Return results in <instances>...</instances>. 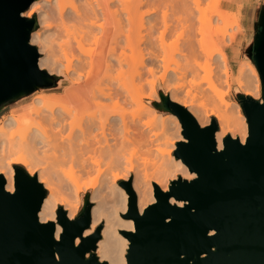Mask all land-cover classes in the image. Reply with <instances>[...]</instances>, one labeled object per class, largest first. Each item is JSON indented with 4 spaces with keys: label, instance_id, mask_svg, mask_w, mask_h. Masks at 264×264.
<instances>
[{
    "label": "bare ground",
    "instance_id": "1",
    "mask_svg": "<svg viewBox=\"0 0 264 264\" xmlns=\"http://www.w3.org/2000/svg\"><path fill=\"white\" fill-rule=\"evenodd\" d=\"M179 1L182 3L178 0H136L133 12L127 5L128 0H44L45 3L54 5L56 15L68 37L60 44L62 49L60 61L64 58L65 62H58L55 56H52L53 42H46L41 36H35L33 33L31 42L43 43L39 51L49 53L47 57H40V66L46 67L51 73L61 74L65 71L73 78L74 90L67 97L52 103L38 94L33 103L45 109L40 110L41 107H35L34 104L33 109L31 107L28 110L10 113L1 120L0 173L5 176L9 191H14L13 162L22 163L30 173L39 163L47 164L39 168L38 176L48 189L39 213L41 221H55L57 208L62 201L71 218L76 210L74 201L63 198L62 190L66 191L69 197L77 198L82 191L80 179L96 174L91 195V199L96 202L92 208V224L85 231V235L92 234L98 224L104 221L97 254L101 260H106L109 264H128L126 253L129 240L121 231H133L134 221L122 217L127 211L129 193L117 182L129 178L133 173L129 168L132 148L145 149L155 159L150 168L135 174L133 186L141 212L155 201L154 193L157 188L154 189L153 182L159 183L161 188L167 191L171 178L176 177L178 173L187 179L196 177L181 159L173 156L172 151L176 145L174 142L169 145L170 149L157 148L155 135L146 134L145 131L135 135L125 115L116 112L119 100L130 99L152 116V123L162 128L165 135L185 139L180 134L181 125L178 117L175 114H172L171 118L157 115L156 110L147 108L139 89L136 88V82L141 78L139 62L135 59L137 54H142L141 39H138L141 28L148 25L150 32L148 46L155 48L159 43L163 44L169 30L175 27L168 20L169 11L173 10L170 8L181 4L185 7L184 1L188 5L187 12L194 13L187 1ZM190 1L194 2L196 5L194 6L200 12L201 9L197 7L200 1ZM81 2L82 5L79 4ZM35 3L36 1L30 6L27 16L39 11ZM158 4L168 7L163 16L164 29L160 31L159 36L156 35L158 25L154 21L155 18L145 22L146 17H153ZM145 5H151L152 8L138 12L140 28L137 29L133 26L135 14ZM115 6L117 8L113 10L112 7ZM189 8L192 11H189ZM41 16H48L47 11L42 10ZM231 17L233 19L230 20L234 23L229 21V24L236 23V26H239L236 14H230ZM70 21H75L76 24L69 26L67 22ZM73 28L87 30L78 35L77 32H72ZM71 38L77 44L76 49L72 47ZM87 44L92 46L88 48ZM193 49L191 55L193 53L192 56L198 55L199 51ZM127 51L132 53L128 55ZM201 51L210 58L213 55L217 56L216 60L223 70L222 78L229 84L228 61L221 48L215 47L210 52H205L202 48ZM150 54L148 63L152 66L151 71L159 67L165 69L162 82L169 88L172 100L185 106L197 117L202 126L211 124L213 116L217 118L220 127L216 134L219 149L223 148V139L229 133L233 137L239 134L241 142L246 141L248 137L246 118L241 113L240 104L227 98L228 92L220 91L211 82L207 88L200 89L205 103H199L197 101L199 98L181 82L182 73L168 71L162 57L155 52ZM199 67L205 68L203 65ZM237 77L239 86L248 95L254 97L260 95V76L253 64L245 62L241 65ZM191 84L202 87L196 80ZM182 90L185 94L183 93L184 96L181 97ZM206 103L213 105L214 111L207 110ZM16 154L19 155L13 160L11 156ZM172 201L174 202L173 199ZM179 204L182 205L183 202ZM61 231L62 227L57 225V238Z\"/></svg>",
    "mask_w": 264,
    "mask_h": 264
},
{
    "label": "water",
    "instance_id": "2",
    "mask_svg": "<svg viewBox=\"0 0 264 264\" xmlns=\"http://www.w3.org/2000/svg\"><path fill=\"white\" fill-rule=\"evenodd\" d=\"M35 1L0 0V110L63 84L62 76L40 66L41 53L31 42L38 15L25 13ZM254 14L247 52L260 76L261 98L237 93L248 124L244 143L228 134L219 149L216 119L202 126L163 91L161 102L152 103L178 117L186 140L177 142L174 155L196 177L179 175L167 191L154 183L156 200L142 212L132 182H122L129 193L122 216L134 221L133 231H121L129 240L128 264H264V4ZM14 168V191L0 173V264H109L97 254L102 226L85 235L92 224L91 194L84 195L77 217L59 206L56 220L43 222L47 188L23 165Z\"/></svg>",
    "mask_w": 264,
    "mask_h": 264
},
{
    "label": "rangeland",
    "instance_id": "3",
    "mask_svg": "<svg viewBox=\"0 0 264 264\" xmlns=\"http://www.w3.org/2000/svg\"><path fill=\"white\" fill-rule=\"evenodd\" d=\"M185 1H187L190 7H192L191 9L193 10L194 13H190V12L188 13L187 12L188 10H186L188 7L186 2L183 1V3H185V5L187 6L184 7V5L181 4L182 1L178 0V2H181L180 3L181 5H177V6L175 5L174 8L171 7L170 9H173L172 11L169 9L170 10L168 13L170 15L169 19L167 15V19L169 20V23L170 22L173 23L172 25L175 27L174 29L171 28V30H169V33L166 35L163 44L159 43V45H157L155 48L153 47L151 48L150 46H148V43L150 42V39L148 38L150 35L148 25L142 27L141 33H139L138 35V39L139 38L141 39L140 42H141L142 54L141 55L137 54L135 57V59L139 62L138 66L141 72V78L137 80L136 88L139 89L140 94L143 97V102L145 103L147 108H152L156 110L157 115L162 116L163 118H171L172 113L160 111L157 108H155L152 103L154 101L161 102L160 94H159L160 91H163L165 94H169V95L171 94V92L169 91V88L166 87V84L165 83L163 84L162 82V77L165 73V69L163 67H159V68H153L151 71L152 66L148 63L151 57L150 54L151 52L157 53L160 57L164 59L165 62L163 63L165 64L168 71L173 72L175 70L179 74L182 73L181 76L183 78L181 79V82L187 85L186 89L188 88L191 89L193 95L197 96L196 98H199L197 100L199 103L202 102L205 103V100L203 99V94L201 93L200 89L207 88L211 84V82H213L220 91L228 92L227 98L229 100L240 104L238 101L237 93H245L246 95L248 94L243 88L239 86L238 77H237L238 69L240 68L241 65L245 64V62H250L251 64L254 65L253 61L248 56L247 49L255 33V23H256L255 14H254L255 10L258 5L264 4V0H240L238 1L237 5L229 4L228 0H199L200 4L197 7L201 9L200 12L198 8H197L198 10L196 9L195 7L196 5L194 4V2L190 0H185ZM241 3L244 4L243 8H241L240 6ZM79 4L82 5L83 3L81 2ZM35 5L36 8L39 9V11L35 14L38 15L40 28L39 30L34 31L33 34L35 36L36 35L41 36L42 39L46 40V42H50V43L53 42L54 48L53 51L51 52L52 56H55L54 58L57 59L58 62H65L64 58L62 59L63 61H60L61 60L60 54L62 51V49L60 48V44H62L65 40H67L68 37L66 36L65 29L61 25L58 16L56 15L57 12L54 10V5L51 3L50 4L45 3L44 0H36ZM127 5L134 12L136 6V0H128ZM116 8H117L116 6L112 7L113 10H115ZM150 8H152L151 5H145L142 6L137 11V14H135L136 18H135V23L133 25L134 27H137V29L140 28V18L138 17V12L147 11ZM167 9L168 7H166L164 4H158L156 6V12L154 13L153 17L148 16L145 18V22L148 19L153 20V18H155L154 21L158 25V29L156 31L157 36H159L160 31L164 29L163 16H164V12ZM191 9L189 8V11ZM42 10L43 11L46 10L48 16L42 17L41 16ZM237 12L239 14L240 25L236 26V23L234 25L229 24V21L230 23H234L233 20H230L233 19L232 17L230 18V14L232 13L236 14ZM26 14H28V11L25 13V15ZM67 23L69 26H73L74 24H76L75 21H70ZM86 30H87L86 28L84 29L80 28L78 30H75L73 28L72 32H77V34L79 35L80 33H84V31ZM187 42L188 45L194 46L193 48L194 49L196 48L201 54L198 53V55L192 56L194 53L191 55V49L193 48L192 46L191 47L188 46ZM71 43L73 49H76L77 44L73 38H71ZM42 44L43 43L35 42V45L38 47V49L42 48ZM87 46L89 48L92 45L87 44ZM215 47L216 49L221 48V50L224 52V55L227 58L228 69L230 73L229 84L225 82V78H222L223 70L220 63L216 60L217 56L214 57L213 55L212 58H210L206 53H203L201 51L203 48L205 52H210L214 50ZM40 53L41 56L43 57H47L49 54L46 51ZM131 53H132L131 51H127L128 55H130ZM200 65H203V67L205 68H200L199 67ZM194 68L196 69L194 70ZM45 69L47 68L45 67ZM53 73L57 74L56 72ZM58 75L62 76L61 78L63 84L73 81V78H71L67 73H65V71H63L61 74ZM193 80L199 82V84H201L202 87H200V85L199 86L192 84L190 85V83ZM178 82L180 81L178 80ZM183 88H184L183 90H185V86ZM259 89H260V93H259L260 95L255 96V98L257 99L261 98V80L259 83ZM183 90L181 91L180 94L181 97L184 96L185 94L184 93L185 91L183 92ZM49 91L50 90H38L35 93L29 95L28 97L22 99L17 103L3 107L0 110V125L3 117L8 116L10 113H15L13 111L15 110V108H17L16 106L25 107L22 108V110L25 109L28 110L32 106H34L35 103H33V100L35 99V97L38 96V94L46 97L49 103L50 102L52 103V101L56 102V100L50 98L51 95H48ZM108 102L110 103V100H108ZM206 104L207 106L205 107L207 110L214 111L213 105L208 103ZM36 106L37 104H35V107ZM39 106L41 107L39 108L40 110L45 109L42 108L41 105H38L37 107ZM33 108L34 107H32L31 109ZM110 109L113 110L112 107ZM240 109L243 116H245L241 106ZM22 110H19L18 112ZM116 112L125 115L126 120L131 124V130L133 131L132 133H134L135 135L145 132L146 134L149 135H155L154 138L157 139L155 141V146L157 148L170 149L169 145L171 144V142H174L176 145L174 150L172 151V154L173 156H175L174 152L177 148V142L183 139L177 138L174 135H170V136L165 135V131L162 128H159L155 123H152V116L148 115L145 109L144 110L140 109L137 106V104L130 99H125V100L122 99L119 100V105L116 109ZM214 118L217 120V118L213 116L212 119ZM180 125H181L180 134L183 136L182 124L180 123ZM235 137H239V134H236ZM168 140H169V144H167ZM18 155L19 154L13 155L11 156V158L15 160ZM131 158L132 159L129 168L132 170L133 173L129 176V178L121 179L117 182V184L122 187L124 186L122 182L131 181L133 185L136 177L135 174L137 172L143 171L145 168H150L153 162L155 161L153 155H149L145 149H142L140 147L132 148ZM18 164L23 165L22 163L13 162L12 163L13 168L15 165ZM46 165H47L46 163H41V164L39 163L32 173L28 171L25 165L23 166L30 174L33 175L37 174L39 176V168ZM147 165L149 167H145ZM75 170H77V168H75ZM179 175L180 174L178 173L176 177L171 178V180L177 179ZM95 176L96 174H93L91 176H85L80 179V185L82 186V191L80 192V196H78L77 198H72L71 196L69 197L67 192L62 190L63 198H66V200L68 201H72V202L74 201V206L76 210L74 211L71 218H75L80 214L84 204V199H83L84 195L87 193H90L92 195L93 193L92 185L95 182ZM154 183L157 182H153V186ZM157 184L161 187L159 183ZM91 201H93L95 205L96 201H94L93 199H91ZM60 203L61 204L59 206H62L67 211V213H69L63 201ZM104 225H105L104 221L100 222L97 228L99 226H102L103 229Z\"/></svg>",
    "mask_w": 264,
    "mask_h": 264
},
{
    "label": "crops",
    "instance_id": "4",
    "mask_svg": "<svg viewBox=\"0 0 264 264\" xmlns=\"http://www.w3.org/2000/svg\"><path fill=\"white\" fill-rule=\"evenodd\" d=\"M238 1H240V0H228L229 4H231V5H237ZM240 6H241V8H243L244 4L241 3ZM236 14H237V18L239 20L238 12ZM239 25H240V22H239ZM74 86H75V83H72V82L61 84L58 88L50 90L48 92V95H51L50 98L53 100H60L62 98L67 97L74 90L73 89ZM16 107L17 108H15V110L13 112H18L19 110H22V108H25V107H19V106H16Z\"/></svg>",
    "mask_w": 264,
    "mask_h": 264
},
{
    "label": "snow or ice",
    "instance_id": "5",
    "mask_svg": "<svg viewBox=\"0 0 264 264\" xmlns=\"http://www.w3.org/2000/svg\"><path fill=\"white\" fill-rule=\"evenodd\" d=\"M0 181H2V178H0ZM17 182H18V185H19L20 182H21V178L20 177H17Z\"/></svg>",
    "mask_w": 264,
    "mask_h": 264
}]
</instances>
